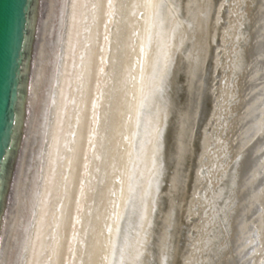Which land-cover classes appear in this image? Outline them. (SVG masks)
Wrapping results in <instances>:
<instances>
[{"label":"bare ground","instance_id":"obj_1","mask_svg":"<svg viewBox=\"0 0 264 264\" xmlns=\"http://www.w3.org/2000/svg\"><path fill=\"white\" fill-rule=\"evenodd\" d=\"M18 12L0 264H264V0Z\"/></svg>","mask_w":264,"mask_h":264},{"label":"water","instance_id":"obj_2","mask_svg":"<svg viewBox=\"0 0 264 264\" xmlns=\"http://www.w3.org/2000/svg\"><path fill=\"white\" fill-rule=\"evenodd\" d=\"M22 0H0V129L6 86L11 74V44Z\"/></svg>","mask_w":264,"mask_h":264},{"label":"snow or ice","instance_id":"obj_3","mask_svg":"<svg viewBox=\"0 0 264 264\" xmlns=\"http://www.w3.org/2000/svg\"><path fill=\"white\" fill-rule=\"evenodd\" d=\"M108 2H109V4H111L112 3V0H108ZM106 39H107V37H106Z\"/></svg>","mask_w":264,"mask_h":264}]
</instances>
